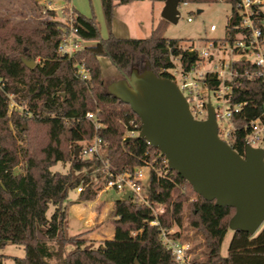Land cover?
Listing matches in <instances>:
<instances>
[{"label": "trees", "instance_id": "1", "mask_svg": "<svg viewBox=\"0 0 264 264\" xmlns=\"http://www.w3.org/2000/svg\"><path fill=\"white\" fill-rule=\"evenodd\" d=\"M31 1L43 8L49 0ZM131 1L101 0L107 36L101 35L94 15L87 16L72 7L75 36L94 42L70 55L61 53L58 47L71 28L55 18L54 9H46L53 17L40 20L36 26L17 25L0 15V79L4 83L0 89V248L8 242L23 246L25 254L14 256V264H177L171 250L162 243L158 227L149 224L156 217L152 205L160 203L164 212L157 217L163 226L182 227L186 214L188 227L195 236H201L202 240L192 246L194 250L202 248L201 264H264V225L255 234L234 230L228 253L222 255V242L235 209L198 195L168 166L156 147L138 133L129 134L131 130L140 131V118L128 103L109 92L99 57L107 56L121 78L128 77L133 69L142 72L145 68L171 77L172 54L180 56L184 69L199 59L197 51L181 48L185 40L164 36V18L147 37L115 35L111 30L115 6ZM214 1L180 0L179 4ZM226 1L231 11L223 38L233 41L240 35L247 36L248 30L240 26L236 0ZM256 9L255 21L264 37V4ZM22 58H34L35 65L28 67ZM81 63L89 70L86 79L78 71ZM235 63L239 73L230 100L249 103L232 114L234 130L226 141L243 155L246 124L263 109L264 82L244 74L253 69L248 60L238 59ZM8 94H14L21 107L13 108L10 115ZM88 111L96 114L101 124L98 128L86 117ZM31 125L43 126V135ZM94 135L103 140V158L112 173L149 166L150 204H139L131 197L116 198L111 218L113 236L91 247L81 237L84 232L70 235L67 227L70 203L93 200L103 186L106 174L101 169L102 159L75 155L76 147ZM68 161L67 171L52 169L56 163ZM80 185L83 188L78 198L69 200V191ZM8 256L0 254V264Z\"/></svg>", "mask_w": 264, "mask_h": 264}, {"label": "water", "instance_id": "2", "mask_svg": "<svg viewBox=\"0 0 264 264\" xmlns=\"http://www.w3.org/2000/svg\"><path fill=\"white\" fill-rule=\"evenodd\" d=\"M179 3L164 0L161 17L176 23ZM22 60L30 68L35 65L34 58ZM107 88L139 116V136L156 147L198 195L235 209L230 229L255 234L264 225L263 149L246 144L243 155L234 150L218 134L211 102L206 119L194 118L177 83L150 68L133 69ZM79 151L80 146L75 155ZM121 197L129 198V192Z\"/></svg>", "mask_w": 264, "mask_h": 264}, {"label": "built area", "instance_id": "3", "mask_svg": "<svg viewBox=\"0 0 264 264\" xmlns=\"http://www.w3.org/2000/svg\"><path fill=\"white\" fill-rule=\"evenodd\" d=\"M262 4H264V0L235 1V7L241 16L240 26L248 30L247 36L240 35L233 41L225 38H220L216 41L213 39L207 40L203 46H198L193 41L191 43H182L181 48L198 52L199 59L191 68L184 69L180 56L171 55L173 66L169 69L171 75L169 78L177 83L186 97L193 117L206 119L208 116L207 104L211 102L218 124V134L224 140H227L234 130V124L231 121L232 114L237 112L243 105L249 103V101L232 103L230 100L233 83L239 73L235 63L236 60H248L252 64L253 69L251 71L246 70L244 74L250 78H259L264 82V37L262 29L255 21L256 7ZM46 5L49 9H53L50 3H46ZM62 15L64 19L61 20L67 23L71 30L63 36L58 48L61 53L70 55L84 45L85 40L78 39L72 29V7L66 14L62 9ZM187 20L191 21L192 18L188 17ZM216 28L215 24L210 26L211 30ZM249 55H252V58H249ZM78 71L83 79L89 77V70L83 63L78 65ZM177 75L180 76V83L176 80ZM213 83L216 84L214 85ZM3 86L4 83L0 79V89ZM212 96L227 105L226 108L221 109L223 103H218L215 106L212 103ZM11 97L12 94H8L10 100L12 99ZM86 117L94 123L95 129L101 125L94 112L88 111ZM246 128L248 132L245 137V145L262 148L264 152V146L261 145L264 143V104L261 114L251 119L246 124ZM137 133L139 134V132L131 130L129 134L135 135ZM103 150L102 138L94 135L89 142H84L80 146L79 151V155L83 158L95 156L102 159L103 165L101 169L106 174L102 188H113L121 192L122 195L129 192V197L135 202L149 205L150 199L147 189L149 166L143 165L134 171L114 174L109 170V165L103 158ZM163 160L167 162L164 155ZM82 188L83 186L80 185L76 190L80 192ZM152 209L156 217L150 220L149 224L158 227L161 241L166 248L171 250L176 263L201 264L202 257L198 256L189 241L181 239V234H178L179 230L176 229V226L166 227L160 223L157 215L164 212V206L160 203H155L152 205Z\"/></svg>", "mask_w": 264, "mask_h": 264}, {"label": "rangeland", "instance_id": "4", "mask_svg": "<svg viewBox=\"0 0 264 264\" xmlns=\"http://www.w3.org/2000/svg\"><path fill=\"white\" fill-rule=\"evenodd\" d=\"M162 2V1H160ZM143 7L146 5V15L148 18L145 21V24L138 23L137 20H134L131 24V28L129 34L126 31L122 30L123 26L117 24V32L121 34L120 36L126 37H135V38H143L149 35L148 28L151 23L152 14L150 12V3L151 0H141ZM46 5V4H45ZM55 8L58 9L56 11L55 18L58 20H63L64 16L62 15L63 6L74 5L78 10L87 15V16H95L100 26V32L102 36H107L108 28L104 22V14L103 8L101 4V0H55L52 4ZM120 5V4H118ZM164 5V4H163ZM67 6V9L63 12L66 14L70 7ZM63 7V8H62ZM126 7V6H124ZM62 8V9H61ZM48 9L46 7L40 8L37 4H35L31 0H0V15L9 17L14 24L21 25V26H36L39 24V21L42 19H48L53 17L52 15L46 12ZM162 10V9H161ZM161 10L154 11L155 20L157 19V12L159 14V21L162 19L161 17ZM179 17L176 23H172L169 21H164V36L167 38H177L181 40H185L184 43H191L192 41L195 42L198 46H203L207 40L212 39H220L224 37L225 34V25L227 22V18L231 11V4L226 0H216L214 2H189L179 4ZM126 8H119L118 15L121 17L125 12ZM134 12V10H133ZM144 14V13H143ZM135 19L134 14L131 16ZM191 17L192 20L188 21L187 18ZM154 20V22H155ZM158 21V22H159ZM215 24L217 28L215 30H211L210 26ZM249 58H252V55H249ZM100 65H101V72L102 77L108 86L112 81L119 79L122 77L119 70L111 63L110 59L107 56H100ZM178 64V63H177ZM177 82L180 83V76L177 75ZM12 99H9V112L10 115L13 108L21 110V107L17 106L18 103L15 100V95L12 94ZM212 103L217 106L218 103H223L220 100H217L215 96H212ZM227 105L224 103L221 106V109L226 108ZM201 117V116H200ZM11 124V123H10ZM32 129L35 131H39L38 133L43 135L45 128L39 125H31ZM11 127L13 125L11 124ZM264 146V143L261 144ZM104 152V150H103ZM70 168V161L63 163L58 162L52 166V169L60 170V171H67ZM17 170L21 169V166L16 168ZM146 170V169H144ZM79 192L76 189H71L69 191L68 199L74 201L78 198ZM122 195L121 192L109 188L104 189L102 188L95 199H100L103 202V206L100 210L101 216L108 222L107 226L109 228L106 229H113L111 224L110 218H112V211H113V203L116 198ZM92 201V200H91ZM74 202H71L73 204ZM69 205V206H70ZM87 207V206H86ZM53 206H51L48 210V214L52 212ZM90 211H96L95 207L92 209L89 207L82 209L80 211L76 210L75 207H72L69 211L68 208V227L67 232L68 234H76L79 232H83L86 230L87 219L90 217ZM109 218V219H108ZM176 229L179 230L181 234V239L183 241H189L193 246L194 243H197L202 240L200 235H194L193 229L188 227V219L186 214L183 218V226L177 227ZM260 230V229H259ZM258 230V231H259ZM257 231V232H258ZM233 230L229 228L227 231L224 240L221 246V254L227 255L228 253V245L232 236ZM83 237L86 242V245L91 247H96L99 242L98 239H89L86 234L84 233ZM109 237V236H107ZM102 241V240H101ZM71 245H68V248H71ZM195 252L198 254L199 257L203 258L202 248L199 247L195 249ZM0 254H8L9 256L6 257L3 261V264H14V256H23L25 254V250L23 246L8 242L3 247L0 248Z\"/></svg>", "mask_w": 264, "mask_h": 264}, {"label": "crops", "instance_id": "5", "mask_svg": "<svg viewBox=\"0 0 264 264\" xmlns=\"http://www.w3.org/2000/svg\"><path fill=\"white\" fill-rule=\"evenodd\" d=\"M53 1H55V0L45 1V3H50L51 7L54 10L58 11V9L52 5ZM140 2H141V0H132L129 3L120 4V5L117 4L115 6L114 18H113V23H112V27H111V30L115 35H117V36L121 35L117 32V30H115L117 28V26H116L117 24H119L120 26H123L122 30L126 31V33H128V34H129L128 31H130V28H131L130 26L134 20H137L138 23H140V24H143V25L145 24V21L148 18V16L146 15L147 9H146V5L143 7L142 3H140ZM163 4H164V1L160 2V1L151 0L150 12L152 14V17H151L150 26L148 28L149 34L151 33L153 27L159 21L158 12H157V19L155 20L154 11L156 9H157V11H160L164 6ZM65 6H63V7H65ZM124 6H126V7H124ZM70 7H73V8L78 10V8H76L74 5H72ZM122 7L126 8L127 11L121 17H119L118 9L122 8ZM133 10H134V12H133ZM133 14L135 16V19L133 17H131ZM154 20H155V22H154ZM104 22H105V19H104ZM122 37H126V36H122ZM92 42H94V41H84L85 44L92 43ZM86 206L88 208L90 207L91 209L93 207H95V209H96V211H90V213H89L90 217L86 220L87 221L86 227H88V228H86V230L83 231L86 234V236L89 239H98L99 240L98 244H100L104 239L111 238L114 234V227L112 230L106 229V228H109V226H107L108 222H105V220L101 216L100 210L103 206V202L100 201V199L99 200L95 199L92 201L91 200L75 201L73 204H71L69 206V211L71 210L72 207H75L76 210L80 211L82 209L87 208ZM112 213H113V211H112ZM110 221H111V218H110ZM111 224H112V222H111ZM112 226H113V224H112ZM79 233H81V232H79ZM76 234H78V233H76ZM107 236H109V237H107Z\"/></svg>", "mask_w": 264, "mask_h": 264}]
</instances>
